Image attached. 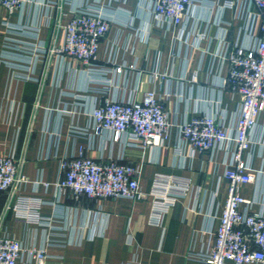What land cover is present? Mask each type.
I'll return each instance as SVG.
<instances>
[{
    "label": "crops",
    "instance_id": "0c3cea01",
    "mask_svg": "<svg viewBox=\"0 0 264 264\" xmlns=\"http://www.w3.org/2000/svg\"><path fill=\"white\" fill-rule=\"evenodd\" d=\"M195 0L182 24L155 20L151 0H23L0 5V156L21 161L27 182L18 195L38 198L42 222L19 220L0 192V235L45 250L44 264H206L230 190L226 171L237 150L225 142L194 150L179 126L214 116L236 134L241 95L227 83L229 53L264 38V18L247 0ZM102 6L109 30L89 65L51 52L78 10ZM155 92L171 122L167 137L144 146L128 133L96 134L102 100H142ZM243 153L253 182L242 184V209L264 215V109ZM84 154L140 168L142 200L94 199L61 191L62 163ZM156 174L191 180L163 224L150 223ZM17 264H37L23 253Z\"/></svg>",
    "mask_w": 264,
    "mask_h": 264
},
{
    "label": "built area",
    "instance_id": "2783aa9c",
    "mask_svg": "<svg viewBox=\"0 0 264 264\" xmlns=\"http://www.w3.org/2000/svg\"><path fill=\"white\" fill-rule=\"evenodd\" d=\"M152 15L157 21L165 19L182 24L186 11L195 0H151ZM264 18V0H247ZM23 0H0L9 12L19 8ZM234 0L226 2L233 7ZM111 12L102 6H87L75 12L64 26V43L50 51L69 56L85 65L92 64L100 43L109 30ZM264 31V25L262 27ZM227 83L242 97L241 113L236 134L228 132L214 116L194 118L179 126L182 139L199 152H208L225 142H235L237 150L226 171L230 190L213 244L204 255L206 264H264V215L242 209L247 200L240 194L242 184L253 182L255 175L243 160L250 149V137L264 109V38L253 49L235 47L229 53ZM95 133L113 132L119 141L128 133L144 146L157 145L167 137L171 122L165 106L155 92H148L142 100H102L92 113ZM21 161L13 156H0V192H8V208L14 203L17 218L25 222H42L39 213L41 200L18 195L27 182ZM57 186L76 197L94 199L129 198L142 200L146 193L140 186V168L114 160L100 161L81 154L62 163ZM191 180L173 175L156 174L149 195L152 198L150 223L161 226L177 202L189 195ZM23 253L44 264L45 250L23 247L15 238L0 235V264H17Z\"/></svg>",
    "mask_w": 264,
    "mask_h": 264
}]
</instances>
